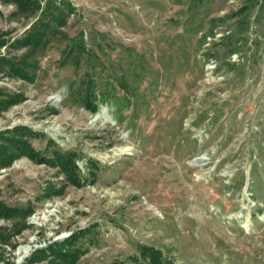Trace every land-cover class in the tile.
<instances>
[{
  "label": "rangeland",
  "instance_id": "obj_1",
  "mask_svg": "<svg viewBox=\"0 0 264 264\" xmlns=\"http://www.w3.org/2000/svg\"><path fill=\"white\" fill-rule=\"evenodd\" d=\"M53 1L64 21L26 55L8 42L39 10L0 0V54L28 62L0 70V99L17 96L0 131L74 151L79 184L24 154L0 165V201L29 208L0 215V264H54L36 249L78 230L72 264H153L141 245L160 264H264V0Z\"/></svg>",
  "mask_w": 264,
  "mask_h": 264
},
{
  "label": "trees",
  "instance_id": "obj_2",
  "mask_svg": "<svg viewBox=\"0 0 264 264\" xmlns=\"http://www.w3.org/2000/svg\"><path fill=\"white\" fill-rule=\"evenodd\" d=\"M10 1L15 4L17 11H23L25 13H33L35 10H39L36 17L31 21V23L26 27L23 31L22 35L19 37H15L11 41L8 42L9 46H24L26 48V55H33L34 51L42 47L46 42L50 34L53 31L57 30V26L61 25L64 21V16L62 11L58 9L57 5L53 0H45L41 5L39 0H4ZM67 10H71L70 6H67ZM6 39L0 37V44H2ZM75 47L76 51L84 50L83 41L79 38L74 43L70 44L69 51H73ZM27 57V56H26ZM28 64L25 61V57L20 56L18 61H14L12 58H9L5 55L0 54V70L7 68L9 73L17 74L19 76H24V65ZM25 68V67H24ZM25 70H27L25 68ZM91 89L89 85V81L86 83L85 91L82 96V101L85 106H87L90 110H94L96 105L94 101L90 99ZM17 98L16 95H8L4 99H0V106H7L9 103L13 102ZM8 131V130H7ZM13 133L8 135L6 133H2L0 131V135H2L3 140L0 146V165L7 164L14 155L24 154L35 161L44 162L49 165H57L59 171L63 173L65 178H67L70 182L74 184H79V180L77 178V165L75 164L74 158L76 154L74 151L63 152L57 148H51L50 153L49 149L46 147L44 150L48 152L45 153L43 151H38L31 146L28 139L22 138V134L29 132L33 133V130L25 125H14L12 127ZM7 140V142H6ZM52 143L53 141H50ZM11 145V146H10ZM8 148V149H7ZM90 163V160H89ZM28 207H19L8 205L0 201V215L9 216L19 214L23 216L26 212H28ZM78 230L75 232H71L66 235L61 240L54 241L52 243H48L44 248H37L36 257H43L44 252L47 249L49 253L52 254L53 259L52 262L54 264H72L78 256V249H70L68 245L75 239L76 235L81 233ZM1 239L4 236H0ZM65 241L67 247L63 250L60 247H56V244H61V241ZM64 244V243H62ZM61 244V245H62ZM76 251V252H75ZM142 255H147L152 261L153 264H160L159 252L156 248L148 245H141L140 251ZM122 264V263H119Z\"/></svg>",
  "mask_w": 264,
  "mask_h": 264
},
{
  "label": "bare ground",
  "instance_id": "obj_3",
  "mask_svg": "<svg viewBox=\"0 0 264 264\" xmlns=\"http://www.w3.org/2000/svg\"><path fill=\"white\" fill-rule=\"evenodd\" d=\"M100 113L98 112L96 115H95V118H98V117H100Z\"/></svg>",
  "mask_w": 264,
  "mask_h": 264
}]
</instances>
